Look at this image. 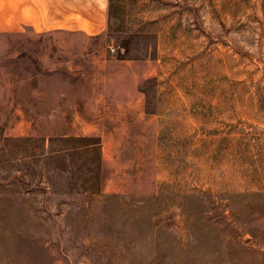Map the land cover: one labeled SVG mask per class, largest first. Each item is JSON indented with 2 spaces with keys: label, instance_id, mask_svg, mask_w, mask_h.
<instances>
[{
  "label": "rangeland",
  "instance_id": "1",
  "mask_svg": "<svg viewBox=\"0 0 264 264\" xmlns=\"http://www.w3.org/2000/svg\"><path fill=\"white\" fill-rule=\"evenodd\" d=\"M0 264H264V0L0 35Z\"/></svg>",
  "mask_w": 264,
  "mask_h": 264
},
{
  "label": "crops",
  "instance_id": "2",
  "mask_svg": "<svg viewBox=\"0 0 264 264\" xmlns=\"http://www.w3.org/2000/svg\"><path fill=\"white\" fill-rule=\"evenodd\" d=\"M117 0H0V35H108ZM125 68L120 66L119 69ZM127 68V67H126ZM125 73H127L125 71Z\"/></svg>",
  "mask_w": 264,
  "mask_h": 264
},
{
  "label": "trees",
  "instance_id": "3",
  "mask_svg": "<svg viewBox=\"0 0 264 264\" xmlns=\"http://www.w3.org/2000/svg\"><path fill=\"white\" fill-rule=\"evenodd\" d=\"M73 141L79 142V143H87L89 142L92 145L89 146H94L96 150V154L101 158L102 152H101V138L98 137H80V138H72ZM100 163V162H99Z\"/></svg>",
  "mask_w": 264,
  "mask_h": 264
}]
</instances>
